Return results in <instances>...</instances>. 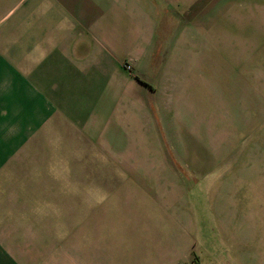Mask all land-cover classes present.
Here are the masks:
<instances>
[{"label": "rangeland", "instance_id": "1", "mask_svg": "<svg viewBox=\"0 0 264 264\" xmlns=\"http://www.w3.org/2000/svg\"><path fill=\"white\" fill-rule=\"evenodd\" d=\"M209 17L212 36L184 47L177 24H163L146 71L170 78L144 80L171 98L170 109L150 111L157 127L140 116L137 136L124 117L106 158L100 144L76 147L74 174H59L35 151L8 165L11 173L0 175V247L13 228L8 204L43 201L21 208L38 247L13 262L264 264V0H218ZM183 68L202 91L198 126L178 110ZM130 160L135 171L124 168Z\"/></svg>", "mask_w": 264, "mask_h": 264}, {"label": "crops", "instance_id": "2", "mask_svg": "<svg viewBox=\"0 0 264 264\" xmlns=\"http://www.w3.org/2000/svg\"><path fill=\"white\" fill-rule=\"evenodd\" d=\"M213 12L218 0H0V175L11 173L12 160L30 157L28 151L56 162L59 174H74L76 147L90 152V144H100L106 158L107 144H114L109 141L121 136L124 117L134 134L140 116L157 127L150 111L170 109L171 98L167 87L157 91L144 80L170 78L167 71H146L163 24H177L173 30L184 47L187 40L199 43L212 36ZM181 60L185 63L182 55ZM179 74L182 121L201 125L203 97L192 83L195 74L184 68ZM132 160L124 168L135 171ZM29 201L8 204L13 228L3 236L0 264H25L11 256L38 247L37 238L28 240L22 223L27 211L21 208L42 207L43 201Z\"/></svg>", "mask_w": 264, "mask_h": 264}, {"label": "built area", "instance_id": "3", "mask_svg": "<svg viewBox=\"0 0 264 264\" xmlns=\"http://www.w3.org/2000/svg\"><path fill=\"white\" fill-rule=\"evenodd\" d=\"M125 68H126V69H129L130 67H129V65H126Z\"/></svg>", "mask_w": 264, "mask_h": 264}]
</instances>
